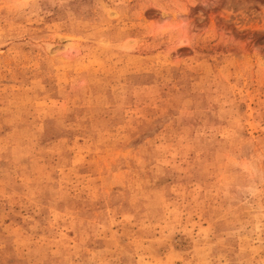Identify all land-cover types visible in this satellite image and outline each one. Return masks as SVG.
I'll return each instance as SVG.
<instances>
[{
    "label": "rangeland",
    "instance_id": "374dc122",
    "mask_svg": "<svg viewBox=\"0 0 264 264\" xmlns=\"http://www.w3.org/2000/svg\"><path fill=\"white\" fill-rule=\"evenodd\" d=\"M0 264H264V0H0Z\"/></svg>",
    "mask_w": 264,
    "mask_h": 264
}]
</instances>
